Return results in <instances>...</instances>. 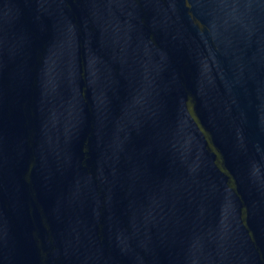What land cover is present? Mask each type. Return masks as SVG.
Masks as SVG:
<instances>
[{"label": "water", "instance_id": "1", "mask_svg": "<svg viewBox=\"0 0 264 264\" xmlns=\"http://www.w3.org/2000/svg\"><path fill=\"white\" fill-rule=\"evenodd\" d=\"M0 264H264V0H0Z\"/></svg>", "mask_w": 264, "mask_h": 264}]
</instances>
